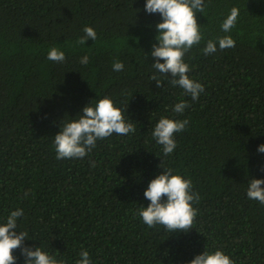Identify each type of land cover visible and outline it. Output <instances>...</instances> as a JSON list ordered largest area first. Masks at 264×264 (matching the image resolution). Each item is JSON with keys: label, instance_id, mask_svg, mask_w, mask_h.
Returning <instances> with one entry per match:
<instances>
[{"label": "trees", "instance_id": "obj_1", "mask_svg": "<svg viewBox=\"0 0 264 264\" xmlns=\"http://www.w3.org/2000/svg\"><path fill=\"white\" fill-rule=\"evenodd\" d=\"M145 3L0 0V223L23 209L24 243L63 264H76L82 250L92 264H189L205 249H221L235 264H264V205L246 195L250 179L264 178L257 152L264 144V0H205L196 13L202 40L184 57L190 78L204 85L196 101L170 77L162 88L150 80L162 17ZM233 7L236 26L224 33ZM85 26L97 38L79 45ZM224 35L235 47L204 55L207 41ZM53 47L65 53L63 63L47 59ZM117 60L122 71L113 70ZM105 96L136 132L97 140L82 159H56L61 124ZM181 100L190 107L176 114ZM161 117L189 121L166 157L152 136ZM163 169L190 179L199 193L187 233L149 228L136 214ZM13 255L24 264L19 249Z\"/></svg>", "mask_w": 264, "mask_h": 264}, {"label": "clouds", "instance_id": "obj_2", "mask_svg": "<svg viewBox=\"0 0 264 264\" xmlns=\"http://www.w3.org/2000/svg\"><path fill=\"white\" fill-rule=\"evenodd\" d=\"M204 8L205 0H146L144 5L147 13H159L162 17V20L155 25L158 43L152 45L151 56L155 58L152 67L156 72L152 74L150 80L156 82L157 88H162L163 80L170 77L169 83L173 87L181 88L183 94L190 96L193 101L198 100L205 89L202 83L188 75L191 67L185 62L184 57L202 40L196 13L203 12ZM238 17L239 10L233 7L223 20L221 30L230 33L236 26ZM89 38L95 41L97 33L93 27L85 26L83 35L76 43L84 45ZM217 46L220 50L233 48L235 40L231 35L217 37L216 41L209 39L203 48L204 55L215 53ZM47 59L55 63H63L66 56L62 50L53 47L48 52ZM80 63L87 65L88 56L81 57ZM112 67L118 72L124 69V64L117 60ZM188 107H190L188 102L181 100L173 106L172 111L183 114ZM188 123L187 119L161 117L155 124L152 136L155 142L162 146L165 157L174 152L177 147L175 135L183 132ZM135 132L136 126L126 121L124 111L115 106L110 97L105 96L95 105L91 102L86 104L78 119L61 124V130L54 136L53 141L56 159H82L96 147L97 140L106 139L113 134L126 136ZM257 152L264 153V144L258 146ZM27 195L28 193L25 192L24 196ZM246 195L249 200L264 205V178L250 179ZM144 197L150 203L147 207L142 206L137 209L136 214L149 228L161 225L169 233H187L194 228L198 209L193 204L199 203L200 196L198 192L193 191L190 179H185L180 174H172L171 169H163L159 175L150 180L144 190ZM22 215L23 209L17 208L8 214L5 223H0V264H16L17 257L13 255L16 249H19L24 257V264H63L40 246L33 249L24 243L29 233L18 231L17 221ZM76 264H92L87 250L80 252V259ZM189 264H235V261L221 249L211 252L205 249Z\"/></svg>", "mask_w": 264, "mask_h": 264}]
</instances>
